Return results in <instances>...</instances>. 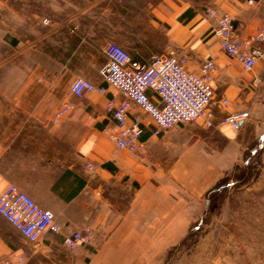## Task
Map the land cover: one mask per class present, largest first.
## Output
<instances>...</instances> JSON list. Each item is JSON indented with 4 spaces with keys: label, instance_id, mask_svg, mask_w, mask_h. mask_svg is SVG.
Masks as SVG:
<instances>
[{
    "label": "crops",
    "instance_id": "crops-1",
    "mask_svg": "<svg viewBox=\"0 0 264 264\" xmlns=\"http://www.w3.org/2000/svg\"><path fill=\"white\" fill-rule=\"evenodd\" d=\"M46 2L39 13L40 34L30 24L25 36L40 43L38 57L47 61L11 90L13 104L31 118H0V192L16 186L56 219L59 231L32 244L0 215V258L22 253L26 264H192L193 259L208 264L203 253L192 254L193 247L204 251L207 246L181 240L193 221L208 213L207 193L226 167L234 159L245 162L252 146L264 140V56L244 71L215 36L208 37L215 21L205 8L233 17L236 35L247 40L264 18V0H158L151 33L136 34L134 47L124 38L131 35L128 0ZM24 10L26 23L27 5ZM108 42L125 47L139 61L169 51L183 54L194 71L212 58L210 86L216 99H228L224 108L214 109L216 116L247 110L249 118L237 131L204 130L195 122L153 135L150 117L132 105L129 119L140 122L146 152L136 157L117 149L108 138L113 120L106 102L124 96L98 74L105 62L101 49ZM251 44L264 51V42ZM80 76L105 92L74 96L69 86ZM64 103L72 108L52 123ZM230 182L239 188L258 183ZM86 226L92 230L89 243L68 250L63 236ZM237 248L245 252L244 264H264V241L240 242Z\"/></svg>",
    "mask_w": 264,
    "mask_h": 264
},
{
    "label": "built area",
    "instance_id": "built-area-1",
    "mask_svg": "<svg viewBox=\"0 0 264 264\" xmlns=\"http://www.w3.org/2000/svg\"><path fill=\"white\" fill-rule=\"evenodd\" d=\"M247 3L252 4L253 0H247ZM205 15L215 21L214 35L221 50L237 59L244 71L252 70L264 56L262 48L251 44V41L264 42V18L251 38L241 40L236 35L235 20L229 14L207 7ZM101 52L105 62L98 70L99 77L124 96L121 101L111 98L106 102V109L113 120L108 138L117 149L136 157H142L146 152V144L140 139V122L129 119L132 105L150 117L153 135L192 122H199L207 129L229 127L237 131L242 122L249 118L247 110L216 116L214 109L224 108L228 99H216L210 86L215 70L212 58L204 60L194 71L188 68L187 57L174 51L152 54L147 60L139 61L131 58L120 45L108 42ZM69 90L78 98L92 92H105L103 86H95L83 77H75ZM71 108L68 103L60 105L53 113L51 122L64 117ZM87 167L92 169L90 163ZM0 215L32 244L38 243L46 234L59 231L56 219L12 184L0 192ZM91 237L92 230L86 226L63 236L62 244L74 250L79 245L88 244ZM0 264H26L25 256L22 253L5 256L0 258Z\"/></svg>",
    "mask_w": 264,
    "mask_h": 264
},
{
    "label": "rangeland",
    "instance_id": "rangeland-1",
    "mask_svg": "<svg viewBox=\"0 0 264 264\" xmlns=\"http://www.w3.org/2000/svg\"><path fill=\"white\" fill-rule=\"evenodd\" d=\"M157 1L128 0L131 35L124 34L127 35L124 38L129 40V47L137 45L136 34L151 33L152 19L155 18L154 14L157 15L152 9ZM41 4V0H0V118H31L21 107L13 104L11 90L22 83L35 66L47 61L38 57L40 43L29 42V37L25 36V25L30 24L36 27V34H40V9L48 6L46 0L43 6ZM25 5L29 9L26 23ZM30 13L34 15L30 17ZM213 29L208 30V37L215 36ZM215 38L217 39L216 36ZM122 48L129 53L125 47ZM202 129L214 130L203 126ZM244 158L245 162L235 164L234 159L226 167L221 177L224 182H220L216 190L207 196L208 213L195 219L189 233L181 240L186 245L203 243V246H207L204 251L194 250L195 247L192 250L193 255H205L202 259L204 263L222 264L221 260H226L228 264H244L245 252H241L237 244L244 241H264V140H258ZM231 180L241 183L254 180L258 183L249 188H239L234 187ZM229 183L231 187L228 186ZM210 255H214V258ZM211 259L213 261L208 262Z\"/></svg>",
    "mask_w": 264,
    "mask_h": 264
},
{
    "label": "trees",
    "instance_id": "trees-1",
    "mask_svg": "<svg viewBox=\"0 0 264 264\" xmlns=\"http://www.w3.org/2000/svg\"><path fill=\"white\" fill-rule=\"evenodd\" d=\"M220 182H224V180L221 179V180L219 181V183H220ZM219 183H218V184H219ZM218 184H216V186H214V187H213V188L207 193V195L213 193V192L216 190V187H217Z\"/></svg>",
    "mask_w": 264,
    "mask_h": 264
}]
</instances>
